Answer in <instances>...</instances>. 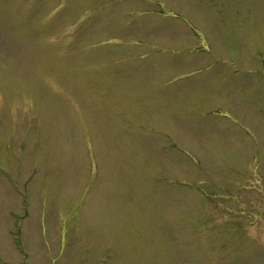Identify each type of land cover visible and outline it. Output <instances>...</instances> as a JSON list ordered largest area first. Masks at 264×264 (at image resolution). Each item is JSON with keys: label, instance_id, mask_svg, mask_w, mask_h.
<instances>
[{"label": "rangeland", "instance_id": "rangeland-1", "mask_svg": "<svg viewBox=\"0 0 264 264\" xmlns=\"http://www.w3.org/2000/svg\"><path fill=\"white\" fill-rule=\"evenodd\" d=\"M0 264H264V0H0Z\"/></svg>", "mask_w": 264, "mask_h": 264}]
</instances>
